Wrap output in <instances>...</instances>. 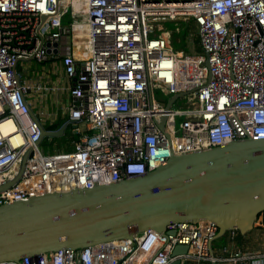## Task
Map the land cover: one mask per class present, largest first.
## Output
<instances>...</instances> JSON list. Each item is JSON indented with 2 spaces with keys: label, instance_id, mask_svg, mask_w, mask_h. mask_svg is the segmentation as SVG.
<instances>
[{
  "label": "built area",
  "instance_id": "2783aa9c",
  "mask_svg": "<svg viewBox=\"0 0 264 264\" xmlns=\"http://www.w3.org/2000/svg\"><path fill=\"white\" fill-rule=\"evenodd\" d=\"M178 19L194 25L200 54L155 36L161 22ZM50 60L61 62L65 88L18 73L20 63ZM156 90L176 97L168 109ZM64 91L79 141L72 152L46 154L38 143L47 114L40 110L35 121L29 111L41 93ZM184 99L187 109H175ZM246 139L264 140V0H0V187L12 183L0 191V206L142 177L171 157ZM217 232L212 222L171 224L163 233L0 264L259 260L228 247L216 257ZM176 246L186 254L173 258Z\"/></svg>",
  "mask_w": 264,
  "mask_h": 264
},
{
  "label": "water",
  "instance_id": "95a60500",
  "mask_svg": "<svg viewBox=\"0 0 264 264\" xmlns=\"http://www.w3.org/2000/svg\"><path fill=\"white\" fill-rule=\"evenodd\" d=\"M69 123L56 131L41 126L38 146L44 138L62 137ZM262 213L264 140L246 139L171 157L142 177L0 206V263L163 233L171 224L212 222L216 240L231 231L244 235ZM186 252L176 246L172 257Z\"/></svg>",
  "mask_w": 264,
  "mask_h": 264
},
{
  "label": "crops",
  "instance_id": "0c3cea01",
  "mask_svg": "<svg viewBox=\"0 0 264 264\" xmlns=\"http://www.w3.org/2000/svg\"><path fill=\"white\" fill-rule=\"evenodd\" d=\"M29 62L25 63L26 68L29 67L30 64ZM48 62L52 64L51 67L48 69V71L43 73L42 78H40L39 80L34 78L36 80L33 81L32 83L40 82L45 87L65 88L67 80L64 76L61 62L59 60H50ZM39 97H41L42 99L37 104L36 112H34V110L33 112L36 116H38V112L40 110L46 112L47 116L45 119L42 120V127L45 131H55L56 123L59 120L67 118L68 121L67 107L70 105L72 100L67 92L64 91L58 93L57 92L41 93L40 95H38V98ZM43 141L44 139L42 140V143ZM64 151H66L65 148L60 150V152H64ZM262 220L263 217L260 219V221ZM259 226H261V228L264 229L263 224ZM225 236H226V242L224 245H221L222 247H228L232 251H239L243 254L253 255L256 257L258 256L260 257L259 260H256V262H254L253 264H264V258L262 257V255H264V230L258 229L254 231L253 228L251 231H249L244 235H241L239 232L235 231V237L233 239L230 238L229 233H226ZM221 246L214 247V243H213V253L216 257L221 256V249H222ZM218 264H230V263H218ZM239 264H243V263L240 262Z\"/></svg>",
  "mask_w": 264,
  "mask_h": 264
},
{
  "label": "rangeland",
  "instance_id": "374dc122",
  "mask_svg": "<svg viewBox=\"0 0 264 264\" xmlns=\"http://www.w3.org/2000/svg\"><path fill=\"white\" fill-rule=\"evenodd\" d=\"M70 12V9H68V13ZM190 23L188 21H184L181 19H178L177 21H165L161 22L159 27L161 28V31L155 34L156 37H161L168 42L169 47L174 51H182L185 54H200L201 48L199 45V42L197 40L193 41L192 31L190 30ZM196 29L193 26V34L195 36ZM197 34V33H196ZM151 38L154 37V35H150ZM29 67L22 69V64L20 63L18 66V73L21 75V78L25 80V82H33L36 79L42 78L43 73L48 71V69L51 67V63L47 62L44 64H37L34 61L29 62ZM36 78V79H34ZM155 99L160 102L161 104H165L170 99V96L167 94L165 90H156L155 91ZM186 99L182 101H178L177 105L174 106L175 109L180 111H185L188 107L187 104H185ZM37 103L40 101V99L35 100ZM34 110V109H33ZM36 112V110H34ZM183 121V117H177L176 118V133L177 135H180L181 131V122ZM65 146L59 144L58 142H52L51 144L47 142V140H44L41 148L44 153L46 154H53V153H59L61 149H63ZM262 217H259L257 221L255 222L253 228L254 231L261 229L262 221H260ZM224 242L222 241V238L217 239L214 241V247H219L223 245Z\"/></svg>",
  "mask_w": 264,
  "mask_h": 264
},
{
  "label": "trees",
  "instance_id": "16d2710c",
  "mask_svg": "<svg viewBox=\"0 0 264 264\" xmlns=\"http://www.w3.org/2000/svg\"><path fill=\"white\" fill-rule=\"evenodd\" d=\"M193 24L190 23V30L192 31V36H193V41L197 40L198 41V38H197V34L195 33V36L193 34ZM195 28V27H194ZM196 31V30H195ZM67 121V118L66 119H62V120H59L57 123H56V126H55V131L58 130L65 122ZM44 140H47V142H49L50 144L52 142H55V143H59L61 145H64L65 147V150L64 151L65 153H69V152H72L74 150V146L75 144L79 141V135L78 134H73L71 132V126H67V129L65 130L64 134L62 137L60 138H44ZM59 153H62V152H59ZM259 217H263V220H262V224L264 225V213H262ZM258 217V218H259ZM222 241L226 242V236H223L222 237ZM223 244V245H224ZM222 247V246H221ZM223 248V247H222Z\"/></svg>",
  "mask_w": 264,
  "mask_h": 264
},
{
  "label": "bare ground",
  "instance_id": "6f19581e",
  "mask_svg": "<svg viewBox=\"0 0 264 264\" xmlns=\"http://www.w3.org/2000/svg\"><path fill=\"white\" fill-rule=\"evenodd\" d=\"M2 127H4V126H2Z\"/></svg>",
  "mask_w": 264,
  "mask_h": 264
}]
</instances>
